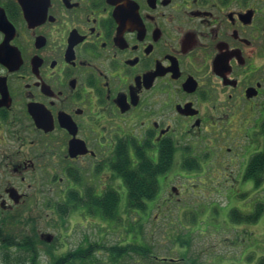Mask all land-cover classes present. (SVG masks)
<instances>
[{
	"label": "flooded vegetation",
	"instance_id": "obj_1",
	"mask_svg": "<svg viewBox=\"0 0 264 264\" xmlns=\"http://www.w3.org/2000/svg\"><path fill=\"white\" fill-rule=\"evenodd\" d=\"M143 158V201L264 185V0H0V228H115Z\"/></svg>",
	"mask_w": 264,
	"mask_h": 264
},
{
	"label": "rangeland",
	"instance_id": "obj_2",
	"mask_svg": "<svg viewBox=\"0 0 264 264\" xmlns=\"http://www.w3.org/2000/svg\"><path fill=\"white\" fill-rule=\"evenodd\" d=\"M198 183V186L188 183L192 186V194L181 201L174 198L173 204L168 205L169 201L162 198L148 200L142 221L137 211L134 212V207H131L130 214L125 218H117L119 228H80L78 224L74 225L75 221L69 223L70 218L68 221L55 216L48 224L42 218L33 224L26 223L30 228H23L19 224V228L6 229L18 234L28 231L38 237L40 264H51L54 258L65 252H73L81 247L87 249L96 243L104 247L95 252L91 264L96 263V260H100L101 264H111L112 250L107 251L105 248L128 244L138 246V252L130 251L131 254L118 264H159V260L143 259L136 254L150 251L158 258L179 260L187 257L194 264H254V256L264 255V193L260 190L264 189V185L248 189L230 185V188L215 196L210 192L212 184ZM221 187L223 190L226 188ZM259 205L263 206V212L256 223L233 222L231 213L234 209L245 216L254 212L252 206L256 209ZM225 217L230 219V224L225 222ZM54 222L57 224L53 225ZM122 225L129 228L125 229ZM164 225L177 228H163ZM44 232L55 235L54 248L38 242L40 234ZM1 258L0 255V264H5Z\"/></svg>",
	"mask_w": 264,
	"mask_h": 264
},
{
	"label": "trees",
	"instance_id": "obj_3",
	"mask_svg": "<svg viewBox=\"0 0 264 264\" xmlns=\"http://www.w3.org/2000/svg\"><path fill=\"white\" fill-rule=\"evenodd\" d=\"M152 170L153 165L149 158H143L138 169L133 172L131 182L129 184V187L131 189L130 204L132 207L143 208L144 201L139 195H144V191L147 190L148 192H151L147 194L148 198L152 193H154V184L152 183V180H149L153 178V174L151 173ZM156 172L158 173V170ZM138 174L141 175L142 179L138 178ZM138 196L140 197V199ZM260 215L261 212H259L252 218L249 217L247 219H244V221L254 222ZM37 238L38 237L36 235H32L28 231L22 234H18L15 232H8L6 228H0L1 259L5 262V264H40V251L37 246ZM38 242L40 243V241ZM103 247L104 246L99 243L91 244V246L87 249L81 247L73 252H67L62 256L54 258V261H52L51 264H82V262L91 264L94 259L93 256L95 252ZM109 248L106 247L105 249L107 251L112 250L113 257L111 258V264L120 263V261L124 259L130 251H132L133 253L138 252V248L133 244H130L129 246L116 245ZM93 264L101 263L100 260H96V263L93 262Z\"/></svg>",
	"mask_w": 264,
	"mask_h": 264
},
{
	"label": "water",
	"instance_id": "obj_4",
	"mask_svg": "<svg viewBox=\"0 0 264 264\" xmlns=\"http://www.w3.org/2000/svg\"><path fill=\"white\" fill-rule=\"evenodd\" d=\"M48 241H51V238H47Z\"/></svg>",
	"mask_w": 264,
	"mask_h": 264
}]
</instances>
